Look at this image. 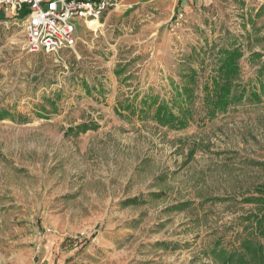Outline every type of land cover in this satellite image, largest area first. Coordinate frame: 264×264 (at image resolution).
<instances>
[{"label": "rangeland", "instance_id": "1", "mask_svg": "<svg viewBox=\"0 0 264 264\" xmlns=\"http://www.w3.org/2000/svg\"><path fill=\"white\" fill-rule=\"evenodd\" d=\"M263 7L121 0L97 23L74 18L60 59L28 53L21 19L0 23V264H224L264 213L246 202L264 199L250 59L264 54ZM227 32L245 39L240 102L212 115L201 88L185 128L139 114L143 99L171 101L183 63L204 84Z\"/></svg>", "mask_w": 264, "mask_h": 264}, {"label": "trees", "instance_id": "2", "mask_svg": "<svg viewBox=\"0 0 264 264\" xmlns=\"http://www.w3.org/2000/svg\"><path fill=\"white\" fill-rule=\"evenodd\" d=\"M264 12L261 9L258 16ZM26 14V12H25ZM24 16V14H23ZM5 16L0 13V21ZM250 40V39H248ZM214 51V59L217 64L215 69L208 75L204 84L194 67L183 63L182 84H173V95L171 101L164 98L154 97L143 99L140 103L139 114L145 115L149 110H155L153 121L171 128H185L192 119V109L196 106L199 97L197 93L201 89L205 94L203 98L206 109L210 114L225 111L230 105L243 98L248 90L246 86H239L242 78L241 61L245 58V39L234 33L227 32L222 36L220 44L209 46ZM264 54L252 52L250 59L258 60L261 66L258 70V80L264 86ZM241 89L240 92H237ZM238 100V101H237ZM133 107V105L131 106ZM131 109L130 107H128ZM7 113H0V120L7 118ZM138 199L127 200V204H136ZM248 203H262V198L247 199ZM264 214L249 215L245 220L251 221L252 235L240 243L239 247L228 256L224 264H264Z\"/></svg>", "mask_w": 264, "mask_h": 264}, {"label": "built area", "instance_id": "3", "mask_svg": "<svg viewBox=\"0 0 264 264\" xmlns=\"http://www.w3.org/2000/svg\"><path fill=\"white\" fill-rule=\"evenodd\" d=\"M120 1L0 0V13L5 16L2 20L5 25L21 19L28 53H44L60 59L65 51L77 45L78 29L72 22L74 18L85 23L98 22Z\"/></svg>", "mask_w": 264, "mask_h": 264}, {"label": "bare ground", "instance_id": "4", "mask_svg": "<svg viewBox=\"0 0 264 264\" xmlns=\"http://www.w3.org/2000/svg\"><path fill=\"white\" fill-rule=\"evenodd\" d=\"M91 22V21H90ZM93 23H97V22H93Z\"/></svg>", "mask_w": 264, "mask_h": 264}, {"label": "crops", "instance_id": "5", "mask_svg": "<svg viewBox=\"0 0 264 264\" xmlns=\"http://www.w3.org/2000/svg\"><path fill=\"white\" fill-rule=\"evenodd\" d=\"M0 23L2 24V21H0Z\"/></svg>", "mask_w": 264, "mask_h": 264}]
</instances>
